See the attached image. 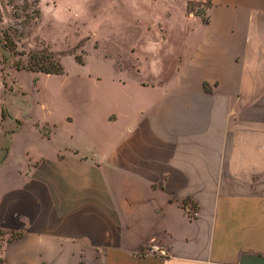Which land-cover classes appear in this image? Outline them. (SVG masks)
I'll return each mask as SVG.
<instances>
[{
    "label": "crops",
    "instance_id": "crops-1",
    "mask_svg": "<svg viewBox=\"0 0 264 264\" xmlns=\"http://www.w3.org/2000/svg\"><path fill=\"white\" fill-rule=\"evenodd\" d=\"M188 2L105 96L2 85L0 264H264V0Z\"/></svg>",
    "mask_w": 264,
    "mask_h": 264
},
{
    "label": "rangeland",
    "instance_id": "rangeland-1",
    "mask_svg": "<svg viewBox=\"0 0 264 264\" xmlns=\"http://www.w3.org/2000/svg\"><path fill=\"white\" fill-rule=\"evenodd\" d=\"M29 1L35 4V0ZM38 1L39 19L22 28L12 16L21 12L19 8L28 7L26 0H0V26L4 29L16 26L26 33L17 38V54L9 57L6 67L0 63V88L5 83L12 87L16 63L27 66L31 55L41 56L47 50L60 57L64 74L59 77L41 75L37 90L49 104L61 107L68 105L72 96H105L110 89L111 76L118 74L119 64L130 57V48H152L159 33L165 29L175 30L186 0ZM188 1V13L206 20L208 0ZM23 52L26 55H19ZM2 56L0 50V60ZM150 62H144L146 71L152 69ZM18 80L22 82L21 77ZM24 81L23 86L30 94L26 87L28 81L26 78ZM187 204L183 205V212ZM1 245L0 233V248Z\"/></svg>",
    "mask_w": 264,
    "mask_h": 264
},
{
    "label": "trees",
    "instance_id": "trees-1",
    "mask_svg": "<svg viewBox=\"0 0 264 264\" xmlns=\"http://www.w3.org/2000/svg\"><path fill=\"white\" fill-rule=\"evenodd\" d=\"M29 2H30L29 0H26V4H28V7L25 6L21 9L11 4L13 8L15 9L19 8V10L21 11L20 13L15 12L12 18H14V20L19 22L17 24L22 28L29 26L32 23V21H36L37 19H39L41 15V10L37 6V3H39V1L35 0L34 5L30 4ZM25 35L26 33H24L23 31H19L16 28V26L9 27L7 29H4L3 27L0 26V50L3 53L0 63L3 65V68L6 67L9 57H11V55L15 56L17 54V50H18L17 38L23 37ZM44 52L45 53L42 54H44L45 56L44 55L39 56L40 54L31 55L28 60L27 66H23L20 63H16L15 64L16 70L20 71L26 69L28 71L39 72L47 75H63L64 66L62 64L60 57L54 54L53 52L47 50ZM4 54H7V56H5ZM19 55L24 56L26 55V53L23 52ZM3 82H4V78H3ZM4 85H6V83Z\"/></svg>",
    "mask_w": 264,
    "mask_h": 264
},
{
    "label": "built area",
    "instance_id": "built-area-1",
    "mask_svg": "<svg viewBox=\"0 0 264 264\" xmlns=\"http://www.w3.org/2000/svg\"><path fill=\"white\" fill-rule=\"evenodd\" d=\"M184 212L190 218H198L200 215L199 211L196 210L191 204H187L184 206ZM146 253L157 255L159 257L166 256V250L157 244H151L146 249Z\"/></svg>",
    "mask_w": 264,
    "mask_h": 264
}]
</instances>
